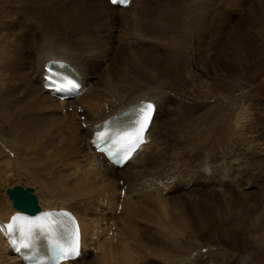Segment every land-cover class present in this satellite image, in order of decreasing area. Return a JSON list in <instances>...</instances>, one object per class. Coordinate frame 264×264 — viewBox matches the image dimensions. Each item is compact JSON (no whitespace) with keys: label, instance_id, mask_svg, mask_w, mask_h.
<instances>
[{"label":"bare ground","instance_id":"obj_1","mask_svg":"<svg viewBox=\"0 0 264 264\" xmlns=\"http://www.w3.org/2000/svg\"><path fill=\"white\" fill-rule=\"evenodd\" d=\"M213 2L166 0L162 5V0H130L126 7L120 8L110 5L107 0H0L2 14L9 16L11 11L8 9H11L12 14L16 11L24 18L35 17L39 31L31 37L30 46L26 36L14 31L15 28L0 33V128L5 129L8 135L7 139H0V178L7 176L8 172L13 174V178L23 173L27 177L24 180L26 184L38 185L39 190L35 194L40 211L64 208L74 213L80 231V254L65 264H142L140 257L145 253L150 255V259L153 253L164 255L168 241H175L179 249L177 256L181 257V249L186 250V234L190 237L188 230L223 222L234 226L239 224L264 243V125L251 122L247 134L245 132L239 137L240 133L237 136L230 134L227 125L225 130L212 134L198 128L205 115H194L190 122L192 127L197 125L196 132L216 136L217 146L225 138V146L220 145L215 150V142L211 144L213 149L201 155L200 159L194 154V164L189 163L190 167L181 178L179 156L172 149L165 155V146L163 148L159 142L162 134L159 141L154 137L156 121L164 108L163 90L147 85L135 90L132 87V90L124 89L132 81L127 79L129 71L122 64V53L118 55L119 52L134 44L141 45L140 42L147 46L158 33L164 36L168 32L166 35L173 40V35L188 33L202 37L208 31L211 34L207 39H220L218 44L211 45L229 56H226V61L243 59L255 48L264 46L259 31L250 35L239 27L236 31L224 28L230 14L223 4L217 7L228 18H211L214 12L217 13L216 10L207 11ZM212 7L215 9L216 6ZM50 30L56 34L50 36ZM249 39L259 42L255 44ZM140 47L143 46L138 49ZM18 49H22L24 54L16 55L18 59L13 58L11 62L12 53ZM27 49L32 51L30 57L26 55ZM48 59L64 60L72 67L82 84L76 97L57 100L42 88L43 64ZM124 59L130 62L145 60V69L152 62L147 51L132 52L129 58ZM181 60L179 53L173 55L176 69L181 67ZM151 68L157 70L160 66L156 63ZM134 69L144 71L138 65ZM227 80L216 83L226 91L219 103L225 107L223 100L226 99L236 106V94L225 89L228 87L225 83H229ZM205 85L210 84L207 82ZM198 94L203 98L208 95L203 89H199ZM140 100H153L156 104L144 135L146 144L139 146L121 167H114L92 148L89 139L94 127L102 120ZM178 106L181 107L180 103ZM173 109L180 113L179 109L169 105L165 108L166 116L163 114L166 120L163 118L162 125L158 123L164 130L172 132L176 124ZM80 116L82 119H77ZM231 135L234 137L229 140ZM9 164L14 165L13 168ZM119 180H122L120 184ZM122 188L123 194L120 193ZM181 190H184L183 194L201 191L203 198L199 201L194 199L192 203L190 199V206H198L197 209H204L207 214L227 211L217 219H199L195 224L185 222L181 214L169 211V205L165 204L170 193ZM179 203V208L189 206L188 203ZM14 213L18 210L10 205L0 183V223L7 224ZM224 217L229 219L223 221ZM16 224L24 227L22 220ZM2 233L3 229H0V264H22L11 254ZM133 247L142 255L134 254ZM200 251L173 259L171 264L197 259ZM253 256L247 252L233 260L240 261L238 264H254ZM200 258L197 264H202ZM208 264L222 262L210 261Z\"/></svg>","mask_w":264,"mask_h":264},{"label":"rangeland","instance_id":"obj_2","mask_svg":"<svg viewBox=\"0 0 264 264\" xmlns=\"http://www.w3.org/2000/svg\"><path fill=\"white\" fill-rule=\"evenodd\" d=\"M165 1L166 0H162V5L165 3ZM6 4L8 3H5L4 5ZM222 4L224 5L225 10H228L230 14L229 18L221 14V10L218 8L219 6L217 7V5H220L221 7ZM210 6L211 7L207 10L208 13L215 10L217 11V13L214 12L215 15L210 16L211 18L216 17L217 20V18L223 19L226 17L229 19V21L226 22L227 25L224 27L227 30L236 31L238 29L237 27H239L247 31L250 35H253L254 32L259 31L263 37L262 41L264 42V1L214 0V2ZM212 6H216L217 8L215 7L214 9V7ZM154 7H156L155 4ZM8 10L11 11L10 14L13 13V10L11 9ZM1 12L2 9L0 11V28H1L0 33L3 31H7V29L13 31V29L15 28L14 31L16 30L17 32H20L21 35L23 34L26 36L27 38L26 42L30 46L29 41L32 40L31 37L36 36L37 33L39 32L37 29L38 20L35 17H31V16L24 18V16H21V14L16 13V11L11 16L10 14L9 16H6V14H2L3 12L2 13ZM117 17H118L117 19L120 20L119 16ZM166 33L168 32H165L164 36H160L161 33L156 34L155 37L156 39L150 40L149 42L150 44L147 43V46L145 45L146 43L138 41L141 43V45L136 46V44H134L129 49L126 48L122 49L118 55L122 53L121 54L122 64H124L126 70L129 71V76H127V79L129 78V80L132 81V84L130 86H126L124 89H131L132 87V89L135 90L141 87L144 88L147 85L149 87L158 86L160 87V89L163 90L164 108L159 118L160 121L159 119H157L156 121L157 128L155 127L154 133L156 134V136L154 137L156 140H158V138L159 140L162 138L160 141L159 140L158 141L162 143L163 148L165 146L166 151H164V154L167 153V151H169L170 149H172L173 151L172 150L170 151L174 152L177 156H179L178 159L180 160V170H181L180 174H181V178H183L187 172V168H189L190 165L194 164L195 162L194 160L197 157V155L200 159V156L203 155L204 153H209L210 149L215 148V150H217L216 148L218 146L220 145L225 146V144H223L225 138H223L222 142L217 146V142H216L217 139L215 138L216 136H213L215 139L214 140L212 135L210 134L206 135V133L199 134L198 132H196L197 125H193L192 127V122H190L191 117H194V115L197 116L200 113L205 115V117H203L204 118L203 124L205 123V125L200 123L198 125V128H204L205 132L209 131L212 132V134H215L220 130L222 131V129L225 130L226 125L228 127V132L230 131L229 132L230 134L238 135L240 133L238 137L241 134H244L245 132H246L245 135L247 134V129L249 128V123L251 124V122L252 123L258 122L259 126L263 127L264 125V46H262L259 49L253 48L254 50L252 54L246 55L243 59L238 58L233 60L231 58L230 60L226 61L225 58L228 55L223 50L214 48L211 45L212 43L218 44L220 39H216L214 37L212 39H207V37L210 36L211 34L208 31L202 37L195 34L192 36L191 34L188 33L186 34L181 33L180 36L173 35L174 38L173 40L169 39V36L166 35ZM48 34H50V36H54L56 32L50 30ZM233 36L237 37L235 35ZM171 41L174 42V44H172ZM248 41L254 42L255 44L259 42L258 40L255 39H249ZM251 42H247V44L249 45L251 44ZM216 44L215 46L217 47ZM139 46H143V47L142 48L140 47L138 49ZM129 51L137 52V53L139 51H147V56H152V62L150 64V67L149 68L147 67L145 69V65H144L145 60L142 61L134 60L132 62H130L129 59L123 60V58L130 57V53L132 52ZM176 53H179L180 60L182 58L181 60L182 63L180 62L181 67H179V69H176L177 64L173 62V55ZM22 54H24L22 49L21 50L18 49L17 51H15V54L12 53L11 55L12 57L10 58L11 62L14 61L13 58L18 59L16 55L21 56ZM26 55L30 57L32 55V51L31 50L29 51V49H27ZM156 63L160 66V68L157 70L155 68H151ZM125 64H127L128 67ZM137 65L138 67L142 68L144 71L141 70L139 72L135 71L134 66ZM203 68L207 72H205ZM208 72H210L211 75H209ZM225 79H228L227 81H229L228 84L225 83L228 86L225 89H227L229 92L232 91L234 92V94H236L237 97L235 99L237 101L236 106L230 104L231 101H228L226 99L223 100L225 107L224 106L222 107L221 106L222 104L220 105L219 103V100L223 98V96L226 94V91L223 89V86H221L220 84H219L220 86H218L216 85V83L218 84L221 80H225ZM207 82L208 85L210 84L209 86L205 85V83L207 84ZM220 83H224V82L221 81ZM119 85L121 86L122 82H120ZM199 89H203L205 92H207L208 95L206 98H203L200 94H198ZM166 91H168V93ZM242 93L244 96H242L241 98ZM179 103L181 107L179 106L177 107ZM169 105H171L173 108L176 107L177 109L180 110L179 113L176 112L175 109H173L176 112V118L174 121V123L176 124L171 129L174 130L173 132L164 130L162 126H160V124L161 125L163 124V120L165 119V117H163V114L164 116H166L165 108ZM206 111H209V113L207 112L208 113L207 114ZM240 117L243 118L240 119ZM79 118H81V116L77 117V119ZM180 119H183V121ZM183 123H185L186 125ZM160 127L162 131L160 130ZM175 129L176 130L179 129L180 131L179 130L176 131ZM235 131L236 133L234 134L233 132ZM157 132L159 135L157 134ZM188 132L191 135H189ZM5 133H6L5 129L0 128L1 141L2 139L4 140L7 139L6 137L8 135ZM195 133H197L198 135H194ZM161 134L162 137L160 136ZM233 135L229 137V140L230 138L234 137ZM167 136H169V138ZM188 137L190 139H188ZM192 137L194 138L192 139ZM201 137L204 138L202 139ZM182 141H184V143ZM212 143H215L216 147L211 148ZM186 145L189 148H191L190 152H189V148H187ZM176 147L178 148L180 147L182 149H177ZM184 147L185 149H183ZM18 151L21 152L22 154H26L24 150L22 151L19 149ZM4 154L7 155V153H3V155ZM186 154H189V156ZM193 155L195 156V158L193 157ZM184 160H186V163L188 165L190 163L188 167L186 163H183ZM9 165L12 168L14 166V165L12 166V164ZM6 175L7 176H2V178H0V183H2V186L5 189L10 188L12 185H21L23 187L28 186L32 188L34 194L37 189L39 190L37 184H32V183L26 184V181L24 180L27 177L24 176L23 173L21 175L22 177L17 175L14 178L11 172L6 173ZM121 182L122 180H119L118 183L120 184ZM254 189H256V187H254ZM182 191L184 190H181L180 192L177 193L174 192L170 193L168 198L166 199L165 204L169 206L175 204L173 205L174 207L167 206L168 210L173 213L175 211V213L181 214V216L185 219V222H190V224H195L199 219H206V220L217 219L219 215L223 216L224 215L223 213L227 211V210L220 211L219 213H217V215L207 214L204 209H197L198 206H192V205L190 206L192 200L195 199V201H199L200 198L201 199L203 198V196L201 195V191L199 192L196 191L192 193L189 192L185 194H183ZM188 194H190L191 197H189ZM188 197L189 200H187ZM190 199H191V203H190ZM179 202H181V204H183V202L188 203L189 206H183L179 208L178 206L180 204ZM83 211L87 212V210H83ZM227 219L229 218L227 217L222 218L223 221H226ZM187 232L190 233V237L189 234L187 233L186 236L188 239L186 245L184 246L186 250L181 249V257L177 256L179 249L177 244H175V241L172 242L168 241V245H167L168 250L165 252L164 255H159L158 253L156 255L155 253H153L151 259H150V255L148 256L146 255V253L142 255V253H140L134 247L132 248L133 249L132 251L136 255L138 254L142 255V257H140L142 258L140 260L142 264H171V261L173 259L175 260V259L184 258L186 255H191V254L193 255V253H195L197 250H201L200 253L196 255L197 259H193V258L186 259L182 263L197 264L199 257H201L199 261L202 262V264H208L210 261L215 263L218 262L219 260L222 262V264H238L240 261L239 262L234 261L233 259L241 256L244 253L250 252L254 255L253 256V260H255L254 264H264V243L261 242L258 238L253 237L251 235L250 230H247L244 227H240L239 224L237 226H234L233 223L223 222V224L221 225H215V224L202 225L197 227L195 230L191 229L188 230Z\"/></svg>","mask_w":264,"mask_h":264},{"label":"snow or ice","instance_id":"obj_3","mask_svg":"<svg viewBox=\"0 0 264 264\" xmlns=\"http://www.w3.org/2000/svg\"><path fill=\"white\" fill-rule=\"evenodd\" d=\"M113 3H116L117 0H112ZM59 79L57 74L51 69H48V85L49 87H56L60 91H64L65 89H72L77 88L78 85L75 84L72 80H66L64 83L57 84L56 81ZM154 106L151 103H142L135 109V118L132 120L130 124V131L124 132L120 139L123 140L127 144L137 145L139 143L143 142V136L145 131L148 130L149 124L152 121ZM106 137L105 133H99L97 139L98 140H104ZM95 143V141H94ZM50 214H45V218ZM68 215V214H64ZM22 219H25L24 217L20 216H13L12 217V223H9L7 225L0 224V228H3L7 231L9 235L12 234L14 231V224ZM39 219V218H38ZM31 243V233L28 235V242L23 245V247H28ZM13 246L15 247L17 244V241H12ZM15 250L17 252L20 251L19 247H15ZM59 256L57 259H69L73 258L75 256H78L80 254V248H79V234L78 229L74 234L70 232L69 237L66 239L65 244L59 247Z\"/></svg>","mask_w":264,"mask_h":264},{"label":"water","instance_id":"obj_4","mask_svg":"<svg viewBox=\"0 0 264 264\" xmlns=\"http://www.w3.org/2000/svg\"><path fill=\"white\" fill-rule=\"evenodd\" d=\"M30 190L28 187L22 189L19 186H14L11 190L7 189L12 206L28 213L38 210L34 196L28 192Z\"/></svg>","mask_w":264,"mask_h":264}]
</instances>
